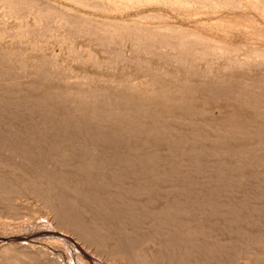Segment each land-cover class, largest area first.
<instances>
[{
	"label": "rangeland",
	"instance_id": "1",
	"mask_svg": "<svg viewBox=\"0 0 264 264\" xmlns=\"http://www.w3.org/2000/svg\"><path fill=\"white\" fill-rule=\"evenodd\" d=\"M8 1L0 264H264V0ZM154 14L211 41L195 57L93 25Z\"/></svg>",
	"mask_w": 264,
	"mask_h": 264
},
{
	"label": "bare ground",
	"instance_id": "2",
	"mask_svg": "<svg viewBox=\"0 0 264 264\" xmlns=\"http://www.w3.org/2000/svg\"><path fill=\"white\" fill-rule=\"evenodd\" d=\"M10 1V0H9ZM8 1V2H9ZM18 1V0H17ZM29 1V0H28ZM104 0H100L98 3H100L99 4V6L101 5V3L103 2ZM110 2H112V3H116L117 2V0H109ZM123 1H125V2H127V4L128 5H132L133 3H135V1L134 0H123ZM141 1V0H140ZM140 1L138 2V3H140ZM145 1V0H144ZM185 2V0H182V2ZM198 1V0H197ZM200 1V0H199ZM205 1H208V0H205ZM205 1H203V2H205ZM0 2L2 3V5L3 4H6L7 5V3H6V0H0ZM19 2V1H18ZM17 2V3H18ZM38 2V1H37ZM143 2V1H142ZM146 2H147V6H149V5H153L154 3H155V6H159V7H161V6H163V7H168V8H171V9H173V10H176V9H181V6L182 5H178V4H176V2H175V0H146ZM154 2V3H153ZM183 2V3H184ZM194 2V1H193ZM201 2V1H200ZM9 3H11V2H9ZM16 3V2H15ZM96 3V2H95ZM144 3V2H143ZM143 3H141V4H143ZM175 3V4H174ZM205 3H207V2H205ZM205 3H203V5H206ZM19 4H20V2H19ZM22 4V3H21ZM24 4V3H23ZM97 4V3H96ZM158 4V5H157ZM180 4V3H179ZM196 4V3H195ZM198 4V3H197ZM201 4V3H200ZM217 4V3H216ZM1 5V4H0ZM13 5H15V4H13ZM95 5V4H94ZM127 5V6H128ZM135 4H133V6H134ZM184 5V4H183ZM207 5H208V3H207ZM206 5V6H207ZM5 6V5H4ZM8 6V5H7ZM10 6V5H9ZM21 6V5H20ZM19 5H18V7H20ZM137 6V5H136ZM135 6V7H136ZM138 6H139V4H138ZM25 7V6H24ZM101 7H102V9L103 10H105V11H114V10H117L118 8H116V6L114 7V6H111V5H109V6H107V5H101ZM130 7V6H129ZM177 7H179V8H177ZM10 8V7H9ZM8 8V9H9ZM17 8V7H16ZM215 8H217V7H215ZM10 9H12V8H10ZM188 10L189 9H191L190 7H188L187 8ZM186 9V10H187ZM228 9V8H227ZM7 10V9H6ZM15 10H17V9H15ZM31 10V9H30ZM64 10H66V9H64ZM7 11H9V10H7ZM19 11H22V10H19ZM29 11V10H28ZM120 11V10H119ZM23 12H24V10H23ZM179 12V11H178ZM180 12L182 13V14H187V16H191L190 15V13L189 12H186V11H181L180 10ZM8 13V12H7ZM7 13H6V15H7ZM172 13H174V12H172ZM9 14H11V12L9 13ZM8 14V15H9ZM35 14V13H34ZM68 14V13H67ZM70 14V13H69ZM69 14H68V16H69ZM5 15V14H4ZM8 15H7V17H8ZM30 15V14H29ZM36 15V14H35ZM39 14H37L36 16H38ZM42 15V14H41ZM73 15V14H72ZM36 16H34L33 15V17L35 18ZM151 16V15H150ZM46 17V16H45ZM148 17H149V15H148ZM152 18H154V19H157V20H163L164 21V24L162 25V26H150V27H145V26H141V25H135V24H129V23H125V22H110V21H98V20H94L93 21V25L94 26H96L97 27V25L98 24H100V26L99 27H97V28H100L101 30V33H103L102 34V37H103V35H105V37H107L108 38V36H110V39H111V37H112V39H113V37L115 38H119L118 36H125V35H132V34H135V35H142L143 37H148L149 39H156L158 36L159 37H161V36H163L164 38H162L163 39V41H162V46L163 47H169V48H172V49H176V50H180V49H185V50H183V51H189L190 53H192L193 55H195V57H197L196 55L198 54L197 53V49L195 50V48H197V47H199L200 45H199V43H204V42H207V43H210V38H208V35H204V34H206L209 30H210V27H207L206 25H203V24H201V23H199V22H193V24L192 25H181V24H179V25H176V23H167V21H168V19H169V17H166V16H164L163 14H154L153 16H151ZM150 17V18H151ZM181 17V16H180ZM4 17L2 16V18L1 19H3ZM8 18H11V16L10 17H8ZM12 18H13V16H12ZM24 18V17H23ZM33 18V19H34ZM49 18H51V17H49ZM82 18V16H80V15H75L74 16V22L76 23V25H78L77 24V22L78 23H80V19ZM182 18V17H181ZM15 19V18H14ZM21 21L23 20L22 19V17H20L19 18ZM25 19V18H24ZM44 19H46V18H44ZM226 19V18H225ZM225 19H223L222 20V22H220L219 24H220V26L222 25H225L226 26V24L227 25H229V23H227V21L225 20ZM229 19V18H228ZM4 20V19H3ZM42 20V19H41ZM40 20V21H41ZM49 19H47V21H48ZM173 20V19H172ZM2 21V20H1ZM25 21V20H24ZM53 20H51V22H52ZM43 22V21H42ZM46 21H44V24H46L45 23ZM25 23H26V21H25ZM74 23V24H75ZM196 25H195V24ZM199 23V24H198ZM6 24V23H5ZM28 24V23H27ZM18 25H20L19 23H18ZM82 25V24H81ZM20 26H22V25H20ZM23 26H24V24H23ZM25 27V26H24ZM21 28H23V27H21ZM103 28H107V29H111L112 31H108V30H104ZM55 29V28H54ZM231 29V28H230ZM95 30V29H94ZM29 31V30H28ZM219 31H221V30H219ZM50 32V31H49ZM48 32V33H49ZM79 32H81V31H79L78 30V34H79ZM92 32V31H91ZM94 32V31H93ZM97 32V31H96ZM22 33H25V32H23L22 31ZM27 33V32H26ZM75 33V32H74ZM88 33V32H87ZM5 34V33H4ZM84 34V33H83ZM94 35H95V33H93ZM92 34V35H93ZM16 35V34H15ZM44 35V34H43ZM97 35V34H96ZM108 35V36H107ZM134 35V36H135ZM14 36V35H13ZM29 36V35H28ZM91 36V35H90ZM98 37H99V35H97ZM5 37V36H4ZM39 37V36H38ZM44 37H45V35H44ZM46 37H47V35H46ZM130 37V36H129ZM135 37H138V36H135ZM134 37V38H135ZM16 37H12V39H15ZM100 38H101V36H100ZM100 38H98V40H97V42H103L105 39H100ZM4 39V38H3ZM96 39V38H95ZM110 39H108V40H110ZM142 39L143 38H141L140 37V39L139 40H141V42H142ZM189 39H192V40H194L193 42L192 41H190ZM2 40V39H1ZM90 40V39H89ZM91 40H93V39H91ZM114 40V39H113ZM112 40V41H113ZM173 40V41H172ZM111 41V40H110ZM115 41V40H114ZM149 42V41H148ZM148 42H147V44H148ZM151 42V41H150ZM110 43V42H109ZM113 43V42H112ZM214 43V42H213ZM108 44V43H107ZM111 44V43H110ZM142 44V43H141ZM153 44H154V42H153ZM156 44V43H155ZM218 44V43H217ZM214 45H215V43H214ZM202 46V45H201ZM38 47V46H37ZM217 47V49L219 48V49H230V48H233L232 49V51L233 52H235V53H237L238 52V50H241V46H233V45H231V44H223V45H215V48ZM214 49V48H213ZM218 49V50H219ZM34 50H36V49H34ZM119 54V53H118ZM182 54H184V53H182ZM200 54V53H199ZM164 55V54H163ZM120 56V55H119ZM167 57V56H166ZM228 60V59H227ZM231 60V59H230ZM230 63V62H229ZM23 66V65H22ZM44 66V65H43ZM184 67V66H183ZM17 71V70H16ZM23 71V70H22ZM49 71V70H48ZM26 73V72H25ZM24 73V74H25ZM15 74V73H14ZM22 75H23V73H22ZM24 76V75H23ZM22 77V76H21ZM17 78V77H16ZM46 78H47V76H46ZM42 81V80H41ZM45 82V81H44ZM83 86V85H82ZM51 92V91H50ZM54 94V93H53ZM2 101V100H1ZM67 101V100H66ZM1 103V102H0ZM75 108V107H74ZM72 109H73V107H72ZM83 127V126H82ZM66 128V127H65ZM46 130V129H45ZM38 139H39V137H38ZM1 141H3V140H1ZM6 143V142H5ZM38 143H39V141H38ZM2 144V143H1ZM4 148H5V146H0V153L2 152L3 153V150H4ZM11 148V147H10ZM19 148V147H18ZM55 148H57V145H56V147ZM12 149V148H11ZM12 152V151H11ZM7 153V152H6ZM5 153V154H6ZM20 153H22V152H20ZM25 153V152H24ZM84 153V152H83ZM12 155V154H11ZM16 156V155H15ZM14 156V157H15ZM0 157H2V156H0ZM18 157V156H17ZM17 159V158H16ZM18 160V159H17ZM20 161V160H19ZM21 162V161H20ZM23 162V161H22ZM24 163V162H23ZM24 166V165H23ZM20 170V169H19ZM1 181V180H0ZM1 186V185H0ZM2 188H4V187H2ZM4 190H5V192H6V189L4 188ZM18 191V190H17ZM9 192H10V190H9ZM11 193V192H10ZM32 193V192H31ZM53 207V206H52ZM261 260V259H260Z\"/></svg>",
	"mask_w": 264,
	"mask_h": 264
}]
</instances>
